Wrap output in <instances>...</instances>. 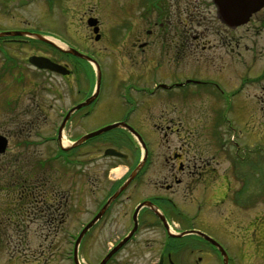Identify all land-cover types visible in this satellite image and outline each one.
Segmentation results:
<instances>
[{"label": "flooded vegetation", "instance_id": "flooded-vegetation-1", "mask_svg": "<svg viewBox=\"0 0 264 264\" xmlns=\"http://www.w3.org/2000/svg\"><path fill=\"white\" fill-rule=\"evenodd\" d=\"M217 6L215 0H18L12 9L17 12L0 16V31L21 32L0 36V94L9 89L12 80L22 85L30 81L32 85L26 96L27 103L19 107L18 132L0 131L9 139L7 149L0 153L2 161H11L13 157L15 160H37L34 162L55 161L60 157L72 161L73 151L59 152L62 137L59 127L67 112L94 93L97 80L94 62L99 64L102 73L100 91L90 104L74 111L65 126L72 121V116L83 110V120L90 119L93 123L109 117L87 133L125 121L135 129L142 128L146 134L144 140L149 154L143 167L94 225L108 221L115 205L131 203L134 199L133 208L127 212L132 226L137 206L145 201H151L159 208L165 219L152 206L142 205L137 231L106 264L112 260L116 263L115 258L124 247L136 241L140 225L161 230L158 256L153 264H264V174L256 168L255 161H252V169L240 168L241 163L246 166L249 161L244 154L237 153L240 144L235 149L231 142L220 137V129L225 123L223 112L219 114L220 121L213 119L205 124L201 122L203 117L198 116L200 124L197 126L193 122L197 115L192 116L194 111L190 110L194 108L184 100L197 95L212 97L216 109L221 108L217 98H224L225 91L219 83L207 79L211 76L209 73L213 69L221 73L230 67L236 53L243 51V56L245 48L250 52L249 44L264 45V8L255 12L246 24L234 26L221 17ZM22 8L29 9L28 14L18 13ZM6 15L9 23L4 24ZM44 15L48 16L47 20ZM42 35L49 41L39 37ZM65 47L77 49L90 58L75 55L63 49ZM32 56L47 57L70 72L62 75L41 68L31 62ZM42 75L66 79L69 88L73 87V77L81 85L80 76H85L83 83L88 89L81 98L78 96L69 106L60 108L62 118L56 122V130L44 136L40 130L42 122L49 120L54 103L49 104V108L41 98L38 77ZM106 76L109 81L104 83ZM8 77L11 78L7 81ZM262 79L258 76L251 82L258 83ZM208 83L211 88H204ZM111 84L114 89L109 88ZM13 104L16 106L18 101ZM100 108L105 111H99ZM207 127L209 132L206 134ZM13 135L21 138L24 147H33L31 155H24L22 148L15 156L11 153ZM41 138L47 141L43 142ZM48 141L55 143L56 148L42 159L36 147ZM99 141L105 149L123 146V143L128 145L137 139L127 127L120 126L86 139L81 145ZM86 153L81 159L82 167L94 160L91 154L86 157ZM140 159L141 155L129 154L128 159L117 162L118 166L126 167L125 171L116 181L109 182L97 204L89 208L90 217L84 225L96 216ZM157 162L160 167L151 169ZM87 174L92 190L94 184L99 183V174L89 171V167ZM148 181L153 185L152 193L140 198L137 190ZM46 188L45 184L29 188L34 189L32 194L36 203L33 209L43 210L47 205L42 201L49 198L50 208H45L44 212L52 221H59L71 205L73 191L51 189L47 194ZM23 190L29 192L26 187L19 191ZM99 190L94 188L91 194ZM196 208L198 218L201 217L200 221L211 231L194 226L196 216L192 212ZM183 210L188 212L187 216ZM171 224L173 228L169 230ZM190 230L199 232L184 233ZM122 237H118L116 244Z\"/></svg>", "mask_w": 264, "mask_h": 264}, {"label": "rangeland", "instance_id": "rangeland-1", "mask_svg": "<svg viewBox=\"0 0 264 264\" xmlns=\"http://www.w3.org/2000/svg\"><path fill=\"white\" fill-rule=\"evenodd\" d=\"M16 2L18 0H5L4 2L0 0V16L5 13L17 12L12 10L15 9L14 4ZM28 10L18 9V13L24 16V14H28ZM44 16L46 18L44 19L47 20L48 16ZM8 20L6 15L3 21L4 24L9 23ZM248 46H250V52L249 50L246 52L245 48L243 56V51H240L241 54L236 53L230 67L224 68L221 73L214 69L209 73L211 76L207 79L219 83L225 91L226 96L224 98H217V103L221 108L216 109L215 98L212 97L207 98L206 96L197 95L184 100L188 101V104L194 108V110H190L194 111V113H191L192 116L197 115L196 120L193 121L197 126L200 124L198 123L200 122L197 119L198 116L203 117V120L208 118L209 121L213 119L220 121L219 114L223 112L222 116L225 123L220 129V137L222 140L231 142L235 149L236 145L240 144L241 148L237 149V153L241 156L244 154L246 160L249 161V165L246 166L245 163H241L240 168H244V170L252 169V161H255L256 168H259L264 174V45L251 43ZM258 76L263 79L258 83H252L251 81H255ZM84 77L80 76L81 85H78L77 78L73 77L71 81L72 88L67 86L69 81L59 76L42 75L38 77L40 80L38 89L41 98H44L48 103L47 105L54 103L53 108L50 109L49 120L44 119L42 122L40 130L43 136L52 134L56 130L55 127L62 118L59 111L61 107L69 106L74 98L78 96V98H81L82 95L87 93V86L83 83ZM10 78L8 77L7 81ZM108 81L109 78L106 76L104 83ZM30 83V81H26L22 85L12 80L9 89L0 94V131L18 132L19 107L25 105L28 101L26 96L32 88ZM109 88H113V84ZM204 88H211L210 84ZM78 89L80 92H78ZM18 90L21 92L18 93ZM256 94L260 96H256ZM15 100L18 101L16 106L13 104ZM11 103L15 107L10 108ZM48 107L51 108L50 105ZM99 111L105 110L100 108ZM82 112L83 110L78 111L72 116V121L65 126L64 138L65 143L67 142L68 145H73L77 136L85 135L87 131L96 128L99 122L109 119L108 116H105L93 123L90 122V119L86 120L85 118L83 120L81 117ZM42 116H44V113H42ZM203 120L201 121L203 124L208 123V121L203 122ZM136 129L145 138L146 134H144L143 129L140 127H136ZM204 131L207 134L209 127ZM45 140L41 138V141L44 142ZM21 141L19 136L13 135L10 140L11 153L15 156L20 153L22 148L24 149V155L25 153L31 155L33 147L31 145L24 147L21 145ZM122 145L124 151L131 153L135 147V142L128 145L123 143ZM98 146L103 148L101 149ZM53 147L56 148L55 143L48 141L38 145L36 149L37 152H40L42 159H45L54 151ZM104 147L105 145H102L100 141L99 143L89 142L87 145L79 144L74 152L75 160L73 159L72 163H65L61 160L34 162L37 160H25L23 158L22 161L21 159L15 160V157L11 161L4 162L0 158V264H74L72 254L75 239L87 218L90 217L89 208L92 209L97 204L98 197L103 194L109 182L119 178L114 174L112 165H117L120 160L113 156L105 157L102 151ZM85 151L87 152L85 156L91 154L90 157L94 160L90 161L88 166L82 167L81 162H77L76 159L81 161ZM258 161H260V166H258ZM155 164L157 165L152 166L151 169L156 168V166L160 167L158 162ZM120 166V168H117L118 171H125L126 167L124 165ZM236 166L237 163L233 165V168L236 169ZM88 167L89 171L99 174V183H95L92 187L93 189L100 188L98 193L95 194H91L93 189L89 188ZM13 181H17V183H13ZM40 184L46 185L47 194L50 193L51 189L59 192H64L67 189L73 191L70 198L71 205L61 220L54 222L45 214V208H50L49 198L42 201L47 205L46 207L43 206L45 207L43 210L33 209V204L36 203L32 194L34 189L29 190V188L40 186ZM143 185L137 190L139 193L137 196L140 198L147 193H152L153 185L149 181ZM24 187L29 192L19 191ZM46 189L44 190L46 191ZM133 203H135V199L131 203L115 205L110 212L108 221H104L101 225L91 226V229L87 230L78 251L80 263L96 264L103 258L107 250L113 246V243L116 244L118 237H122L126 233L132 226L129 217H127L129 216L127 212L133 208L131 206ZM227 203L231 206L230 202ZM183 211L185 212L183 214L187 216L188 212ZM192 211H194V207ZM192 213L196 216L194 226L211 231L200 221L201 217L198 218V208ZM145 216L152 218V216ZM181 219L188 221L185 217H181ZM140 227L136 241L124 247L122 253L115 258L116 263H113L112 260L109 264H153L156 256H158L162 237L161 230L148 229L146 225H140Z\"/></svg>", "mask_w": 264, "mask_h": 264}, {"label": "water", "instance_id": "water-1", "mask_svg": "<svg viewBox=\"0 0 264 264\" xmlns=\"http://www.w3.org/2000/svg\"><path fill=\"white\" fill-rule=\"evenodd\" d=\"M218 7H219V12L221 13V17L226 21H230L233 23L234 26L240 25V24H244L246 23L251 15L260 10L262 7H264V0H215ZM20 31H4V32H0V35H16V34H20ZM40 37V36H39ZM42 39L44 40H48L47 38L41 36ZM67 50V49H65ZM68 51L82 56L83 57H88L87 55L81 53L80 51L74 49V48H70ZM31 61L33 63H35L37 66L41 67V68H49L51 70L60 72L62 74H67L70 71L69 70H65L66 67L56 64L55 62L51 61L49 58L44 57V56H32L31 57ZM98 66V65H97ZM99 67V66H98ZM97 93H95L94 95H92L90 98H88L87 100H85V102H82L78 105H76L75 108H73L66 116H65V120L61 125V130L64 127L65 122L68 120V116L71 115V113L77 109L80 108L82 106H85L89 103H91L97 96L99 90H100V86H101V71H99L98 74V78H97ZM127 126L135 135H137V137L139 138V140L142 142L141 144L143 145L145 152H144V159L137 165V167L132 171L131 174H129L128 179H126V181L123 183V185H120L119 189L109 198V200L107 201V203L102 207V209L99 211V213L96 215V217L88 224L86 225L84 228H82V231L80 233V235L78 236V238L76 239V244H75V259L78 262V246L79 243L82 239V237L84 236V234L87 232V230L89 228H91V226L99 219L101 218L102 214L104 213V211L106 210V208L108 207V205L111 203V201L113 199L116 198V196L119 195V193L128 185L130 184V181L136 176V174L138 173V171L140 170V168L142 167V164H144L145 159L148 155V150H147V146L145 141L143 140V137L138 134V132L129 124H126V122H116L113 124H108L96 131L90 132L88 134H85L83 136H81V138H79L73 145H69L68 147L63 146L64 149H68L69 147H77V145L81 144L84 140H86V138H90L94 135L97 136V134H100L104 131L107 132V130L118 127V126ZM8 145V140L5 136L0 134V152L5 151L6 147ZM105 153L108 155H113V156H121V157H128L127 154H125L124 152H122L121 150H118L117 148H113V147H107ZM152 205L151 202L147 201L144 202L143 204H140L136 211H135V225L133 226V229L130 231V233L125 236L115 247L112 248V250L102 259V261L100 262V264H105L108 261V258H110L111 256H113V253L116 252L117 250H119L121 247H123V245L130 239V237L133 235V233L135 232L136 228H137V214L139 212V209L141 208L142 205ZM152 207L156 210L157 213L160 214V216L165 219L164 215H162V213L159 211V209H157V207H155L154 205H152ZM187 232H199L197 230H190V231H186L184 233Z\"/></svg>", "mask_w": 264, "mask_h": 264}, {"label": "bare ground", "instance_id": "bare-ground-1", "mask_svg": "<svg viewBox=\"0 0 264 264\" xmlns=\"http://www.w3.org/2000/svg\"><path fill=\"white\" fill-rule=\"evenodd\" d=\"M113 171H114V172L116 171V173H119V171H118V169H117V168H115Z\"/></svg>", "mask_w": 264, "mask_h": 264}]
</instances>
